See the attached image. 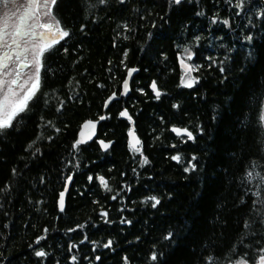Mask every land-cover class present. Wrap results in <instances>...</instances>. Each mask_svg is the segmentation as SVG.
Wrapping results in <instances>:
<instances>
[{
  "label": "trees",
  "instance_id": "16d2710c",
  "mask_svg": "<svg viewBox=\"0 0 264 264\" xmlns=\"http://www.w3.org/2000/svg\"><path fill=\"white\" fill-rule=\"evenodd\" d=\"M52 14L69 35L44 49L38 90L0 129V264H259L264 0H56ZM131 67V94L106 106Z\"/></svg>",
  "mask_w": 264,
  "mask_h": 264
},
{
  "label": "rangeland",
  "instance_id": "374dc122",
  "mask_svg": "<svg viewBox=\"0 0 264 264\" xmlns=\"http://www.w3.org/2000/svg\"><path fill=\"white\" fill-rule=\"evenodd\" d=\"M31 28L28 37L22 35L20 23ZM52 14V5L45 6L43 0H0V61L6 56V48H15L12 57L1 71L0 76V119H7L13 111H17L24 104L25 94L36 81L37 59L40 61V50L47 47L57 37L52 33V39L47 43L44 24L58 26ZM24 29V28H23ZM61 37V35H60ZM13 41V42H12ZM190 56V55H189ZM26 58V60H25ZM26 63V68L21 63ZM191 69L183 76L184 84H193L195 77ZM21 75V83L14 85L15 76ZM264 117V111H263ZM238 264V263H235ZM243 264H247L243 262ZM259 264H264L260 261Z\"/></svg>",
  "mask_w": 264,
  "mask_h": 264
},
{
  "label": "water",
  "instance_id": "95a60500",
  "mask_svg": "<svg viewBox=\"0 0 264 264\" xmlns=\"http://www.w3.org/2000/svg\"><path fill=\"white\" fill-rule=\"evenodd\" d=\"M179 63L180 65L182 66V68H184L185 72L187 73L190 69H191V65L188 64V62H186L182 57L181 55H179ZM135 70V71H130V70ZM139 69L138 68H129L127 70V73H126V76H125V79L123 80L122 82V89H121V94L120 95H117L115 94V96H113V94L110 96V97L107 99L106 101V106H109L111 105L115 100H118L122 97H128L130 94H131V91H132V81L134 79V77L136 76V74L138 73ZM125 81H127V88H125ZM156 83V81H153ZM153 82L151 83L150 85V89L152 90V92L154 93V95H156V92L158 91L159 94H161V91L158 87V84L156 83V89L154 90L152 88V84ZM157 96V95H156ZM128 114V112H127ZM101 117H105L106 119V115H102ZM123 118H128V115L127 116H123ZM101 120L100 117L97 118V119H88L86 121H84L80 127V130H79V133H78V140L79 141H82L81 144H85V143H88V142H92L96 137H97V134H98V130H99V127L101 125V123L105 120ZM88 121H92L93 123L92 124H88L87 122ZM173 129H187L185 127H180V126H173L171 127V131L177 135V136H186V137H189L187 133H181V134H177L175 131H173ZM132 131V135H130V132H129V139H130V142L132 144H136V140H139L137 134L135 133L134 130H131ZM187 132L188 133H191V137H189L190 139H193L194 136L192 134V132L187 129ZM101 141L104 142V144H107L108 147L105 148L102 144H101ZM140 141V140H139ZM99 143L101 145V147L103 148V150H108L111 145H112V142H107L105 140H99ZM137 145V144H136ZM71 183H72V176H70L67 181H66V184H65V188L61 193H64L63 195V199H62V203H61V195H59V199H58V207L61 209V210H64L66 208V199H67V195L70 191V187H71Z\"/></svg>",
  "mask_w": 264,
  "mask_h": 264
},
{
  "label": "snow or ice",
  "instance_id": "6c2138e0",
  "mask_svg": "<svg viewBox=\"0 0 264 264\" xmlns=\"http://www.w3.org/2000/svg\"><path fill=\"white\" fill-rule=\"evenodd\" d=\"M3 2L6 3L7 0H3ZM180 2H181V0H175V3H177V4H179ZM43 3H44L45 6H48V5H54V4L56 3V0H43ZM56 24L58 25V24H59V21H56ZM42 27H44V28H51V25H49V24H44V25H42ZM57 31L60 32V35H61L62 37H66V36L69 35V33H68L67 31H63V30H61V29H59V28H57ZM56 42H57V41H55V40L53 41V43H56ZM48 47H51V46L49 45ZM43 52H44V49H41V50H40V53H39L38 55H43ZM36 63H37V68H36V81H35V83L32 85V88L29 89L28 93L25 94L24 101H23L24 107L19 108V111H24V108L27 107V100L31 99V98L35 95L36 90H38V88H39V82H40V75H39V74H40V61H39V59H37ZM130 71H135V70L133 69V70H130ZM124 86H125V88H127V81H125V85H124ZM187 86H188V87H192V84L189 83ZM152 88H153L154 90L156 89V83H155V82H153V84H152ZM156 95H157V96L160 95L158 91L156 92ZM113 96H115V93L113 94ZM110 99H111V97H110ZM16 115H18V112L13 111V113H12V114H11L6 120H5V119H0V129L10 126V125H11V121H12V119L15 118ZM120 115H121L122 117H123V116H127V115H128V114H127V110L122 111V112L120 113ZM100 119L103 120V119H105V117H100ZM129 119H131V117H129ZM87 123H88V124H92L93 122H92V121H88ZM173 131H175L177 134L187 133L188 136L191 137V133H188V132H187V129H173ZM132 134H133V133H132V131L130 130V135H132ZM81 142H82V141H79V140H78V141H77V144H79V143H81ZM101 144H102L105 148L108 147V145H107V144H104L103 141H101ZM136 144H139V140H136ZM136 144H131V142H130V146H131L132 148H134L135 150L138 151L139 149L136 148ZM173 159L178 160L179 157H173ZM144 163H147V159H146V158H145V160H144ZM89 179H91V177H89ZM100 180H101L102 182H104V178H103V177H100ZM105 186L107 187L106 182H105ZM60 195H61V203H62V199H63V195H64V193H61ZM114 198H115V197H114ZM149 199L155 201V203L153 204V207H155L156 204L159 203V200H157L156 197H150ZM104 215H107V213H104ZM171 236H172V234L169 233V235H168V237H166V239H167V238H170ZM43 239H44L43 236L38 237V238H37V243H39V241H40V240H43ZM111 243H112L111 241H108V243L105 244L104 247H108ZM36 255H37V256H44V255H46V253H45L44 251H37V252H36ZM73 259H75V257H73ZM156 259H157V257H156V254L154 253L153 256H152V260H156ZM262 261H264V257H262ZM238 264H243V262H242V261H241V262H238Z\"/></svg>",
  "mask_w": 264,
  "mask_h": 264
},
{
  "label": "flooded vegetation",
  "instance_id": "af4514ba",
  "mask_svg": "<svg viewBox=\"0 0 264 264\" xmlns=\"http://www.w3.org/2000/svg\"><path fill=\"white\" fill-rule=\"evenodd\" d=\"M22 23H20V26L21 27H23L22 29H21V31H22V35L24 36V37H28L30 34H31V28H29V27H25L26 25L25 24H23L24 22H23V19H22V21H21ZM49 25H51V28H49V29H47V31H46V38H43L47 43H49V41L52 39V33H54L55 35H56V37H57V40L58 39H60L61 37H60V32H58L57 31V28H59L58 26H52V24H50V23H48ZM60 29V28H59ZM13 42V41H12ZM52 44V43H51ZM51 44H49V45H51ZM48 45V46H49ZM47 46V47H48ZM47 47H45V48H43V49H46ZM14 50H15V48H11V49H9V48H6L5 50H4V53L6 54V56L3 58V61L1 60L0 61V76H1V71H3L5 68H6V65H7V63L9 62V60L11 59V57H12V53L14 52ZM25 60H26V58H25ZM21 67H24V68H26V63H24V62H22L21 63ZM186 74V73H185ZM184 74V75H185ZM21 75H17V76H15V83H14V85H19L20 83H21ZM123 98H127V97H123ZM132 130V129H131ZM128 136H129V134H128ZM181 137H185V136H181ZM96 139V138H95ZM98 140V143H99V140H103L102 138H98L97 139ZM140 140V139H139ZM129 143H130V139H129ZM100 144V143H99ZM132 144V143H131ZM140 144H141V140L139 141V144H137L136 145V148H139V146H140ZM101 146V145H100ZM105 151H107V150H105Z\"/></svg>",
  "mask_w": 264,
  "mask_h": 264
},
{
  "label": "bare ground",
  "instance_id": "6f19581e",
  "mask_svg": "<svg viewBox=\"0 0 264 264\" xmlns=\"http://www.w3.org/2000/svg\"><path fill=\"white\" fill-rule=\"evenodd\" d=\"M181 57H182V56H181ZM182 58H183V57H182ZM183 59H184V58H183ZM184 60H185V59H184ZM185 61H186V60H185ZM186 62H187V61H186ZM181 67H182V66H181ZM183 69H184V68H183ZM184 71H185V70H184ZM132 82H133V81H132ZM131 86H132V84H131ZM113 94H114V93H113ZM115 94H117V93H115ZM111 95H112V94H111ZM111 95H110V96H111ZM117 95H118V94H117ZM110 96H109V97H110ZM155 96H156V95H155ZM127 112H128V111H127ZM129 117H130V115L128 114V118H124V119H129ZM187 129H188V128H187ZM132 130H133V129H132ZM137 136H138V135H137ZM138 138H139V137H138ZM64 188H65V187H64ZM63 190H64V189H63ZM63 190H62V191H63ZM62 191H61V192H62Z\"/></svg>",
  "mask_w": 264,
  "mask_h": 264
}]
</instances>
